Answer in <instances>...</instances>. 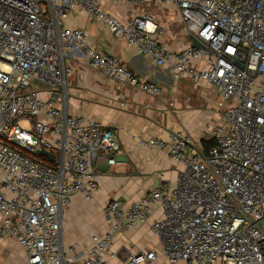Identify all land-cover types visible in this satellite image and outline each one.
<instances>
[{"label":"built area","instance_id":"2783aa9c","mask_svg":"<svg viewBox=\"0 0 264 264\" xmlns=\"http://www.w3.org/2000/svg\"><path fill=\"white\" fill-rule=\"evenodd\" d=\"M174 1L199 46L170 51L151 14L122 22L102 0H0V235L14 236L29 264H107L104 255L123 226L146 223L158 208L152 228L160 248L124 264L162 257L169 264H264V0ZM77 8L176 79L217 88L221 117L209 126L208 152L185 130L167 138L135 134L140 145L166 150L185 169L173 189L158 186L128 204L112 199L104 208L106 236L75 252L62 247L61 212L75 194L92 199L96 165L114 164L123 151L111 128L64 108L70 58L84 56L114 81L162 94L157 83L91 45L86 29L68 26Z\"/></svg>","mask_w":264,"mask_h":264},{"label":"crops","instance_id":"0c3cea01","mask_svg":"<svg viewBox=\"0 0 264 264\" xmlns=\"http://www.w3.org/2000/svg\"><path fill=\"white\" fill-rule=\"evenodd\" d=\"M104 10L122 22L134 16L151 14L159 29L160 41L173 52H180L196 40L182 22L180 8L174 0H147L134 4L130 0L112 3L102 0ZM71 28H83L90 43L100 51L117 57L123 65L143 80L157 83L161 95H150L117 82L90 67L84 56L72 57L73 73L69 77L68 97L64 108L72 115H84L100 121L114 131L122 154L114 164L105 160L96 165L99 189L92 199L75 194L61 212L62 247L68 251H89L93 237L104 238L109 223L104 208L114 198L123 203L140 200L158 186L173 189L185 169L166 150L140 145L135 134L167 138L173 131H187L195 146L205 151L209 126L221 117L217 88L203 80L176 79L165 66L159 67L136 52L126 40L114 35L96 16L77 8L67 20ZM81 54V53H79ZM158 208L146 223L123 226L104 255L107 264H124L142 251L158 250L159 238L152 224L161 217ZM1 225V217H0ZM0 264H29L25 250L10 234L0 235ZM155 264H169L160 258Z\"/></svg>","mask_w":264,"mask_h":264},{"label":"water","instance_id":"95a60500","mask_svg":"<svg viewBox=\"0 0 264 264\" xmlns=\"http://www.w3.org/2000/svg\"><path fill=\"white\" fill-rule=\"evenodd\" d=\"M193 45H194V46H199L200 43H199L197 40H195ZM39 154L42 155V156L47 157V158H48L50 161H52V162L54 161V156H53V154L50 153V152H47V151H45V150H42V151L39 152Z\"/></svg>","mask_w":264,"mask_h":264},{"label":"trees","instance_id":"16d2710c","mask_svg":"<svg viewBox=\"0 0 264 264\" xmlns=\"http://www.w3.org/2000/svg\"><path fill=\"white\" fill-rule=\"evenodd\" d=\"M213 140L206 141L204 146H205V151H208L212 146H213Z\"/></svg>","mask_w":264,"mask_h":264},{"label":"rangeland","instance_id":"374dc122","mask_svg":"<svg viewBox=\"0 0 264 264\" xmlns=\"http://www.w3.org/2000/svg\"><path fill=\"white\" fill-rule=\"evenodd\" d=\"M21 126H22V127H25V128H28V124H27L26 122H22V123H21Z\"/></svg>","mask_w":264,"mask_h":264}]
</instances>
